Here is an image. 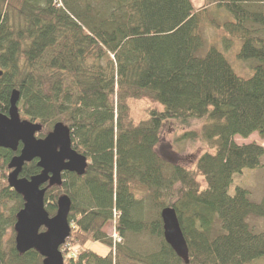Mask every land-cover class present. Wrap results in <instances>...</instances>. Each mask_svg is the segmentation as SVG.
<instances>
[{"label":"trees","instance_id":"trees-1","mask_svg":"<svg viewBox=\"0 0 264 264\" xmlns=\"http://www.w3.org/2000/svg\"><path fill=\"white\" fill-rule=\"evenodd\" d=\"M213 6L229 19L208 18L207 6L192 0H0V113L17 91L20 118L41 125L36 138L62 123L87 160L84 174L64 172L60 186L43 185L49 217L61 195L71 201L63 264H186L163 238L166 207L175 210L187 264H264V231L249 225L264 219V196L253 202L245 188L231 190L234 175L263 167L264 0ZM204 24L223 31L224 50L242 41L236 58L253 62L251 76L237 75L213 46L201 53ZM140 99L160 109L134 123L128 102ZM192 120L202 123L208 150L189 169L156 146L166 122ZM254 133L263 146L233 141ZM20 147L0 148V264H42L38 252L15 250L13 232L5 238L23 207L7 184ZM40 171L35 159L19 177ZM109 222L119 241L103 232ZM88 243L109 252L98 255Z\"/></svg>","mask_w":264,"mask_h":264},{"label":"water","instance_id":"water-1","mask_svg":"<svg viewBox=\"0 0 264 264\" xmlns=\"http://www.w3.org/2000/svg\"><path fill=\"white\" fill-rule=\"evenodd\" d=\"M18 92L10 95L7 114L0 113V148L18 155L9 164L8 186L22 197L23 207L15 216L13 225L15 250L23 254L34 250L43 258L42 264H63L59 251L70 233L68 214L71 201L67 195L57 199L56 213L49 217L45 210L46 188L61 185L64 172L82 175L87 167L84 156L76 153L71 146L70 131L62 123H56L44 138H36L41 125L20 118L17 108ZM37 160L40 173L29 179L19 174L25 163ZM163 238L173 252L188 263V249L180 229L175 210L166 207L160 212ZM43 228V231H40Z\"/></svg>","mask_w":264,"mask_h":264},{"label":"rangeland","instance_id":"rangeland-1","mask_svg":"<svg viewBox=\"0 0 264 264\" xmlns=\"http://www.w3.org/2000/svg\"><path fill=\"white\" fill-rule=\"evenodd\" d=\"M219 0H192L194 8L201 6H207L206 16L208 18L216 17L218 21L223 19H229V15L223 10L215 11L213 4ZM213 12V14H212ZM210 24H204L200 26V32L203 41L202 52L209 46H213L218 49L231 65L232 69L237 75L242 78H248L253 73L250 62L240 61L236 58V54L240 49L242 41L238 38H234L231 41L230 48L224 50L222 38L224 37L223 31L210 27ZM200 54V53H198ZM253 64V62H251ZM130 116L134 123L144 119L146 117L147 109L157 108L160 106L151 102L148 99L130 100L129 102ZM202 123L192 120L189 124L184 125L178 121H168L164 124L160 132L159 142L156 146V153L170 161L178 163L186 168L191 169L197 158L206 150H208L206 144L199 139ZM188 132H194L196 137L193 139L183 138L182 135ZM233 141L238 145L255 143L263 146V142L259 139L256 133L249 136L247 139H241L234 137ZM263 167L256 170H245L242 174H236L233 176V182L231 190L235 186H240L248 190L249 199L253 202L260 201L264 196V158L262 159ZM198 181L203 186L204 182L202 178H198ZM7 208L11 207V202H7ZM249 225L255 232L264 231V219L251 218L249 219ZM13 232L12 228H8L5 232V238L7 239ZM103 232L112 236L115 234L113 231V222H109L104 228ZM14 233V232H13ZM116 236V234H115ZM87 248L92 250L98 255H106L109 252V247L100 243H88ZM251 264H263L262 260H255Z\"/></svg>","mask_w":264,"mask_h":264},{"label":"built area","instance_id":"built-area-1","mask_svg":"<svg viewBox=\"0 0 264 264\" xmlns=\"http://www.w3.org/2000/svg\"><path fill=\"white\" fill-rule=\"evenodd\" d=\"M112 238H113L114 241H119V239L117 238V236H115V234L112 235Z\"/></svg>","mask_w":264,"mask_h":264}]
</instances>
